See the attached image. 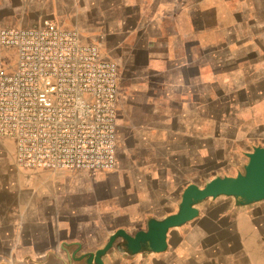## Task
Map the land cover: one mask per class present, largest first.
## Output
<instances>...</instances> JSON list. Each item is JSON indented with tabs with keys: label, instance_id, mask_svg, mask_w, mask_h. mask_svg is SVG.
<instances>
[{
	"label": "crops",
	"instance_id": "obj_1",
	"mask_svg": "<svg viewBox=\"0 0 264 264\" xmlns=\"http://www.w3.org/2000/svg\"><path fill=\"white\" fill-rule=\"evenodd\" d=\"M44 20L76 29L107 58L114 60L110 51L122 52L123 66L129 65L128 61L135 63L142 52L143 66L149 75L163 77L157 84L150 81L122 86L121 66L114 60L120 81L117 164L114 169L96 172L119 170L118 124L123 98L135 97L144 91L150 92L151 105L158 98L153 91L158 90L164 91L162 98L166 106L178 108L177 113L159 120L165 124V138L170 141L168 153L176 156L172 160L174 173L171 176V186L178 193L176 200L181 198L187 184L200 185L199 181L204 179L205 154L210 151L204 130L205 86L229 85V98L221 102L226 114L213 121L234 130L231 140L235 148L240 147V154L251 151L253 146H264V0H0V27L36 26ZM114 35L118 36L115 43L110 39ZM154 128L149 127L151 132L156 130ZM232 153L237 156L238 152ZM177 155L188 157L189 162L180 164ZM247 160L245 156L242 158L243 165ZM177 169L182 174L176 175ZM47 171L55 170L18 167L14 141L0 137L1 191L11 192L20 185L27 186L21 182H31L30 174ZM172 194V189L159 194L158 200L148 202L144 214L139 204L142 198L136 204L123 207L125 219L118 227L132 234L142 228L149 217L161 219L174 213L176 205ZM6 199L4 197V204ZM195 206L199 211L197 217L169 229L164 251L130 256L113 249L103 257L104 264H186L189 261L264 264V198L244 204L234 196L219 195L198 201ZM11 217L9 212L0 211V262L6 257L3 251L28 250L33 252L31 257L18 260L16 264H85L84 260L68 261L64 254L59 259L55 251L60 250L61 240L82 242L93 232L74 233L71 220H66L55 230L56 235L62 232L61 237L49 234L50 243L38 246L24 237V223L20 219L17 229L21 242L12 244L9 236L14 229L12 223L6 224ZM96 223L97 220H91L88 225Z\"/></svg>",
	"mask_w": 264,
	"mask_h": 264
},
{
	"label": "rangeland",
	"instance_id": "obj_2",
	"mask_svg": "<svg viewBox=\"0 0 264 264\" xmlns=\"http://www.w3.org/2000/svg\"><path fill=\"white\" fill-rule=\"evenodd\" d=\"M112 12L113 14L116 13L115 10ZM110 39L115 43L118 36H111ZM109 54L121 66L122 86L150 81L157 84L163 79L162 76L153 73L151 76L149 75L148 70L143 66L142 52L137 55L138 58L135 63L128 61L130 64L124 66L122 52L114 50L110 51ZM235 77L237 80L240 79L238 76ZM149 93L148 91L138 92L135 97L124 96L123 98V109L118 124L121 141L118 171L111 173L89 170H71L67 173L56 170L47 171L30 174L28 179L31 182L20 181L27 186L20 185L21 187L5 193L0 190V211H7L13 216L6 223L7 225L12 223L14 229L12 235L9 236V243L21 242V235L17 229L20 219L24 223V237L30 242H36L38 246H46L50 243L49 234L55 238L61 237L62 232L58 231L60 235L55 233L57 226L66 220H71L74 233L90 231L93 232L92 236L82 242L61 240L60 250L55 251V253L59 259H62L61 255L64 254L68 261L84 260L85 264H89L87 262L89 253H94L97 249L103 248L112 232L119 228L118 224L124 221L123 213L125 211H123V207L136 204L142 198L143 201L139 204L142 209L140 211L143 213L148 202L158 200L159 194L172 189V197L176 205L174 210L177 212L180 198L176 200L178 193L175 187L171 186V176L174 173L172 160L176 156L168 153L167 147L170 141L165 138V124L160 123L159 120L163 121L167 114L177 113L178 108L166 106L162 98L164 91L158 90L153 91V94L158 98L156 103L151 105L148 100ZM229 94V85L227 84L205 86L203 94L205 100L204 130L210 151H206L205 154L204 179L199 181L200 186L214 176H223L222 173L231 172L234 175L242 173L247 163L244 165L242 163V158L247 157V152L244 155L240 154V147L235 148L233 146L231 138L234 136V130L221 122L213 121L217 118L221 119V114H226V107L221 102L228 100ZM225 118H228V115ZM150 126L155 127L156 130L151 132ZM174 126L179 127V124L174 123ZM178 141L177 144H179ZM235 150L238 152L237 156L232 153ZM186 161L189 162L188 157L177 155V162L185 164ZM167 166L172 171H169ZM175 173L176 175L182 174L180 169L175 170ZM4 197L7 198L5 204ZM9 197L12 198L11 201L8 200ZM151 218L157 219L153 216L149 217L145 224H141L142 228L140 229L146 230L148 220ZM91 220L94 222L97 220L103 226L100 227L98 223L88 225ZM50 224L53 227H49ZM129 229L134 231L133 228ZM134 233L132 232V234ZM113 249L130 256L137 253L154 252L144 250L130 253L123 240L117 237L112 246L101 256L102 264H104L103 257ZM2 254L6 257L1 258L3 261L0 264H16L18 260L31 257L33 252L7 250L3 251ZM92 264H96L94 260ZM186 264H196V262L189 261Z\"/></svg>",
	"mask_w": 264,
	"mask_h": 264
},
{
	"label": "built area",
	"instance_id": "obj_3",
	"mask_svg": "<svg viewBox=\"0 0 264 264\" xmlns=\"http://www.w3.org/2000/svg\"><path fill=\"white\" fill-rule=\"evenodd\" d=\"M119 88L117 63L76 29L0 27V137L18 167L114 169Z\"/></svg>",
	"mask_w": 264,
	"mask_h": 264
},
{
	"label": "water",
	"instance_id": "obj_4",
	"mask_svg": "<svg viewBox=\"0 0 264 264\" xmlns=\"http://www.w3.org/2000/svg\"><path fill=\"white\" fill-rule=\"evenodd\" d=\"M248 161L244 166V172L236 175L214 176L204 185L194 182L186 185L181 193L177 212L157 220H148L147 228L139 229L134 234L128 233L123 227L112 232L103 248L89 253L87 262L102 264L101 256L112 246L117 237L123 240L126 249L130 253L144 250L154 252L164 251L167 247V233L170 228L177 227L198 216L195 204L208 197L230 195L246 204L264 198V146H255L246 153Z\"/></svg>",
	"mask_w": 264,
	"mask_h": 264
}]
</instances>
